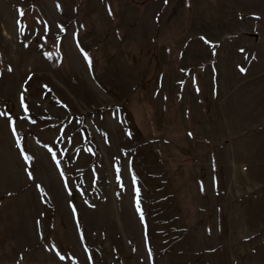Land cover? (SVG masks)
<instances>
[{
  "label": "rangeland",
  "instance_id": "374dc122",
  "mask_svg": "<svg viewBox=\"0 0 264 264\" xmlns=\"http://www.w3.org/2000/svg\"><path fill=\"white\" fill-rule=\"evenodd\" d=\"M0 264H264V0H0Z\"/></svg>",
  "mask_w": 264,
  "mask_h": 264
},
{
  "label": "snow or ice",
  "instance_id": "6c2138e0",
  "mask_svg": "<svg viewBox=\"0 0 264 264\" xmlns=\"http://www.w3.org/2000/svg\"><path fill=\"white\" fill-rule=\"evenodd\" d=\"M21 15H23V13L21 12ZM25 159H27V157H25Z\"/></svg>",
  "mask_w": 264,
  "mask_h": 264
}]
</instances>
